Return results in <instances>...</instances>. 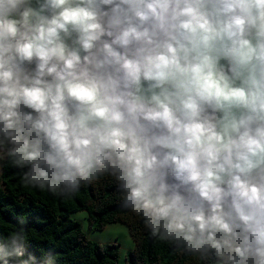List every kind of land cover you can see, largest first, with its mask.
Listing matches in <instances>:
<instances>
[{"label":"clouds","instance_id":"1","mask_svg":"<svg viewBox=\"0 0 264 264\" xmlns=\"http://www.w3.org/2000/svg\"><path fill=\"white\" fill-rule=\"evenodd\" d=\"M0 145L28 185L110 173L153 237L264 264V0H0ZM23 224L4 264H37Z\"/></svg>","mask_w":264,"mask_h":264},{"label":"trees","instance_id":"2","mask_svg":"<svg viewBox=\"0 0 264 264\" xmlns=\"http://www.w3.org/2000/svg\"><path fill=\"white\" fill-rule=\"evenodd\" d=\"M27 111V109H26ZM7 145H0L6 159L0 168V242L15 234L24 221L26 248L37 257L53 254L54 264H118L120 244L92 242L82 225L71 215L88 214L89 229L103 231L108 225L122 224L134 242L125 264H212L211 253L202 257L184 250L175 241H161L151 235L142 215L124 207L120 182L110 173L98 175L91 182L81 181L72 192L52 193L24 182L30 166H18L7 155ZM21 259H27V256ZM0 264H4L0 259Z\"/></svg>","mask_w":264,"mask_h":264},{"label":"rangeland","instance_id":"3","mask_svg":"<svg viewBox=\"0 0 264 264\" xmlns=\"http://www.w3.org/2000/svg\"><path fill=\"white\" fill-rule=\"evenodd\" d=\"M35 3V0H33ZM6 159V152L0 151V168ZM71 218L79 222L88 238L100 245L118 243L120 244V260L118 264H125L127 255L133 250L134 242L130 237L128 228L122 224L108 225L103 231H91L89 229L88 214L86 212H77L71 215ZM217 264V263H212Z\"/></svg>","mask_w":264,"mask_h":264}]
</instances>
